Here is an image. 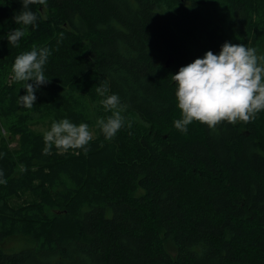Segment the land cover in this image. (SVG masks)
<instances>
[{"label": "trees", "instance_id": "obj_1", "mask_svg": "<svg viewBox=\"0 0 264 264\" xmlns=\"http://www.w3.org/2000/svg\"><path fill=\"white\" fill-rule=\"evenodd\" d=\"M21 8L0 0V264H264V110L184 133L172 80L225 41L264 54V0H47L13 46ZM34 46L51 51L50 82L28 109L7 76ZM105 83L125 117L111 140L82 104ZM63 118L94 139L43 155L33 126ZM9 236L27 242L6 252Z\"/></svg>", "mask_w": 264, "mask_h": 264}, {"label": "clouds", "instance_id": "obj_2", "mask_svg": "<svg viewBox=\"0 0 264 264\" xmlns=\"http://www.w3.org/2000/svg\"><path fill=\"white\" fill-rule=\"evenodd\" d=\"M22 8L13 19L17 25L7 33L9 44L18 46L26 34L27 26L38 27V15L30 5L47 6V0H21ZM63 34H61L62 38ZM51 51L48 47H33L16 56L12 65V77L15 82H23L26 94L20 95L17 103L31 109L37 97L36 89L50 82L45 74V65ZM172 80L176 82L175 97L181 111V118L174 121V126L181 132L188 131L187 126L193 121L206 124L214 129L222 122L235 124L238 121L250 123L260 111L264 110V54H258L254 47L245 44H233L225 41L219 54L208 50L202 58L198 57L187 65L181 66ZM32 81V83H28ZM104 97L101 100L106 111H111L106 119H98L106 140L113 139L125 125L123 107L118 94L109 92L107 83L96 89ZM131 127V123H128ZM94 139L87 123L79 125L69 118L54 121L50 130L43 134V155H51L53 145L57 154L69 149H85ZM0 177L3 171L0 170ZM0 183L6 180L0 179Z\"/></svg>", "mask_w": 264, "mask_h": 264}, {"label": "rangeland", "instance_id": "obj_3", "mask_svg": "<svg viewBox=\"0 0 264 264\" xmlns=\"http://www.w3.org/2000/svg\"><path fill=\"white\" fill-rule=\"evenodd\" d=\"M8 77L11 80L12 76L8 75L7 78ZM88 103H91V104H89L90 108H89V106L87 108V113L92 118V120L94 122H96L98 119H102L103 117H107L108 115H111V111H106L104 109L103 105L101 104V100H100V102H95V101H92L90 99H85L84 103H82V104L87 105ZM33 115L35 118H37L39 116L38 113H34ZM122 115H123V113H122ZM127 116H128V119L131 120L132 122H136V124H138L139 126H143V124L139 120H137V118L134 115L127 113ZM131 121H130V123H131ZM47 123L48 122H46V121L44 123L41 122V123H38L37 125H34L33 127L36 130H42V132H45L47 130H50V126L47 125ZM89 129H90V131H92L93 136H94L95 135V125H89ZM11 145H14V144L12 143ZM25 242H27V241H26V238H24L23 236H9V237L4 239V241L2 242L1 245L4 249V251L15 252V251L22 249L23 244H25Z\"/></svg>", "mask_w": 264, "mask_h": 264}, {"label": "water", "instance_id": "obj_4", "mask_svg": "<svg viewBox=\"0 0 264 264\" xmlns=\"http://www.w3.org/2000/svg\"><path fill=\"white\" fill-rule=\"evenodd\" d=\"M168 63H169V61H167V63H166V64L168 65Z\"/></svg>", "mask_w": 264, "mask_h": 264}]
</instances>
